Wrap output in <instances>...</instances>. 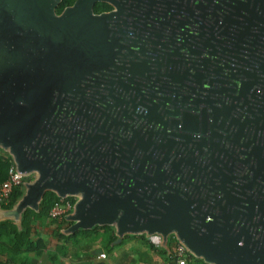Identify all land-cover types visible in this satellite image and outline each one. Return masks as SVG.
<instances>
[{"label": "flooded vegetation", "instance_id": "af4514ba", "mask_svg": "<svg viewBox=\"0 0 264 264\" xmlns=\"http://www.w3.org/2000/svg\"><path fill=\"white\" fill-rule=\"evenodd\" d=\"M91 8L102 30L57 56V125L40 146L91 197L169 198L194 241L264 264V0Z\"/></svg>", "mask_w": 264, "mask_h": 264}, {"label": "water", "instance_id": "95a60500", "mask_svg": "<svg viewBox=\"0 0 264 264\" xmlns=\"http://www.w3.org/2000/svg\"><path fill=\"white\" fill-rule=\"evenodd\" d=\"M60 1L0 0V149L24 176L22 196L11 208L0 206V221L11 219L19 224L25 209L39 210L49 190L57 197L75 198L66 217L70 225L62 230L66 235L96 225H112L116 236L112 245L126 234H145L160 238L165 247L168 236L173 235L207 264H236L235 259H227L235 256L231 246L194 241L186 214L175 210L177 205L169 198L152 197L155 202L142 205L140 210L131 197H91L88 182L70 177L72 163L62 160L60 149L51 148V155L40 146L44 133L57 125V101L52 91L57 80V56L74 45L76 34L102 30L105 19L104 14L92 11L96 0H75L57 13ZM54 154L59 159L55 160ZM59 171L61 176H57ZM211 250L219 260L213 258Z\"/></svg>", "mask_w": 264, "mask_h": 264}, {"label": "trees", "instance_id": "16d2710c", "mask_svg": "<svg viewBox=\"0 0 264 264\" xmlns=\"http://www.w3.org/2000/svg\"><path fill=\"white\" fill-rule=\"evenodd\" d=\"M75 0H61L56 7V12H60L64 7L71 5ZM9 156L3 151H0V183L6 179L9 168ZM23 185L15 187L11 194L10 203L5 208H11L14 203L22 196ZM57 199L55 193L46 191L43 199L40 202L38 211L33 209H25L21 215L20 223L17 224L11 219L0 221V264H36L35 258L32 256H24L23 258H17V251L42 252L46 248V240L42 235L44 231L41 228V220L45 217L52 206L53 202ZM102 230V238L106 235L108 238L106 250L110 249L112 242L116 239L113 230L107 225L101 227H94L89 230H81L69 235H65L61 232L60 226L51 230L52 234L56 236L58 242L63 243H77L80 241L77 237L79 234L94 235V233ZM99 233V232H98ZM97 238V237H96ZM99 239V238H98ZM152 247H154L152 245ZM159 254H163L166 260V264H177L176 259L171 255L167 249L159 251ZM16 256V257H15ZM190 264H207L201 260L190 256ZM53 264H57L56 260H53Z\"/></svg>", "mask_w": 264, "mask_h": 264}, {"label": "rangeland", "instance_id": "374dc122", "mask_svg": "<svg viewBox=\"0 0 264 264\" xmlns=\"http://www.w3.org/2000/svg\"><path fill=\"white\" fill-rule=\"evenodd\" d=\"M42 219L45 220L44 221L45 226L41 227L44 230L42 232V235L46 240L45 250L42 252L17 251L16 252L17 258H23L24 256H32V258L33 257L35 258L36 262H38V260L39 261L43 259L46 260L44 264H52L53 260L55 259L56 261H58V264H61V259L65 257V255H63V253L65 252L64 251L61 252L57 238L52 234L51 230H53V228L55 229L57 226H60L62 232L63 229H66L70 225V222L67 219H65L61 223H57L56 221L47 219L46 216L43 217ZM101 226L104 225H96L94 227H101ZM107 226L110 227L113 230V232H115L114 226L112 225H107ZM83 230H89V229H83ZM98 232L94 233V235H89V236L87 234H79V236L77 237L78 239H80L79 242L77 243H72L71 241L68 242L67 253L70 255V256L68 255L69 256L68 259L69 260L76 259L75 258L76 255L79 256V259H81L82 256L84 255L83 252L85 254L90 253V245L98 244L99 247L97 249L104 250L105 255L107 256L106 258L103 259L101 258V260H104L103 262L104 264L105 263L107 264H166L164 255L159 254V251L170 248L169 243H167V241H166L167 247H165L161 244L160 238L157 241L153 242L150 238L151 236H147L145 234H126L122 238H120L119 241L115 242L113 244L114 246L106 250L108 238L106 237V235L104 236V238H102L101 236L103 233L102 230L101 231L98 230ZM152 245L154 247H152Z\"/></svg>", "mask_w": 264, "mask_h": 264}, {"label": "built area", "instance_id": "2783aa9c", "mask_svg": "<svg viewBox=\"0 0 264 264\" xmlns=\"http://www.w3.org/2000/svg\"><path fill=\"white\" fill-rule=\"evenodd\" d=\"M0 151L2 150L0 149ZM9 162L10 165L7 177L0 183V206H6L10 203L13 189L15 187L22 186L24 181V176L15 169V165L10 156ZM74 202L75 198L71 196L57 197L46 215L47 219L61 223L66 219L67 215L72 212ZM150 238L153 242L159 239L153 235ZM167 243H169L170 247L168 251L171 252V255L176 259L177 264H190L189 257L194 256L188 251L182 242H180L173 235H170L168 236ZM105 256V253L99 254L100 259L105 258Z\"/></svg>", "mask_w": 264, "mask_h": 264}, {"label": "crops", "instance_id": "0c3cea01", "mask_svg": "<svg viewBox=\"0 0 264 264\" xmlns=\"http://www.w3.org/2000/svg\"><path fill=\"white\" fill-rule=\"evenodd\" d=\"M44 221L45 220L42 219V221H41V227H44L45 226ZM46 221H47V219H46ZM58 245H59V248H60L61 252L62 251L65 252V253H63V255H65V257L61 259V264H98L100 262H104V260H101L99 258V254L100 253H105V252H104V250H100L99 251V249H97L99 247L98 244H96V245L95 244L90 245V253L85 254L83 252L84 255L82 256L81 259H79V256L76 255V257H75L76 259H72V260L71 259L70 260L68 259L69 256H70L67 253L68 252V250H67L68 243L58 242ZM65 247H66V249H65ZM94 248H96V249H94ZM106 257L107 256H105V258ZM45 261L46 260H44V259L43 260H40V261L38 260V262H36V264H44ZM56 263L58 264V261H56ZM105 264H107V263H105Z\"/></svg>", "mask_w": 264, "mask_h": 264}]
</instances>
